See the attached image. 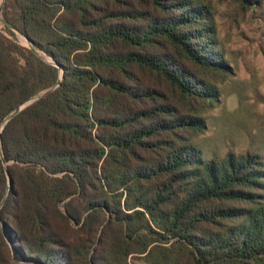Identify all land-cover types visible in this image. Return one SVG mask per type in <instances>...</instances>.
Masks as SVG:
<instances>
[{
  "label": "trees",
  "instance_id": "obj_1",
  "mask_svg": "<svg viewBox=\"0 0 264 264\" xmlns=\"http://www.w3.org/2000/svg\"><path fill=\"white\" fill-rule=\"evenodd\" d=\"M0 7V264H264L262 158L191 142L228 73L208 2Z\"/></svg>",
  "mask_w": 264,
  "mask_h": 264
},
{
  "label": "rangeland",
  "instance_id": "obj_2",
  "mask_svg": "<svg viewBox=\"0 0 264 264\" xmlns=\"http://www.w3.org/2000/svg\"><path fill=\"white\" fill-rule=\"evenodd\" d=\"M204 1L212 6L217 48L228 73L214 80L219 100L202 108L206 129L191 142L204 160L250 152L264 162V0L243 6L237 0Z\"/></svg>",
  "mask_w": 264,
  "mask_h": 264
},
{
  "label": "water",
  "instance_id": "obj_3",
  "mask_svg": "<svg viewBox=\"0 0 264 264\" xmlns=\"http://www.w3.org/2000/svg\"><path fill=\"white\" fill-rule=\"evenodd\" d=\"M0 12H1V7H0ZM21 109H22V108H19V109L15 110V112L12 114V116L15 115V114H17L18 112H20Z\"/></svg>",
  "mask_w": 264,
  "mask_h": 264
}]
</instances>
